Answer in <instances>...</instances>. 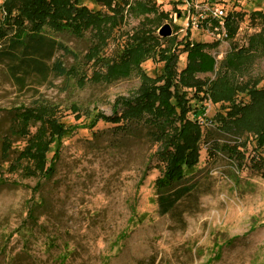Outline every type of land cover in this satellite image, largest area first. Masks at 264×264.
<instances>
[{"label":"rangeland","instance_id":"obj_1","mask_svg":"<svg viewBox=\"0 0 264 264\" xmlns=\"http://www.w3.org/2000/svg\"><path fill=\"white\" fill-rule=\"evenodd\" d=\"M5 1L0 0V6ZM130 3L138 5L137 9L140 4L150 6V20L166 14L149 28L159 37L164 25L172 27V37L178 43V71L187 65L182 41H220L214 26H200L207 11L223 8L226 15L239 14V31L233 41L239 49L247 48L252 36L261 33L264 38L263 21L252 17L256 12L264 13V0ZM80 4L107 13L96 0H81ZM6 16V11L1 10L2 22ZM143 21L142 15L128 14L115 32L117 37L105 38L106 43L92 30L74 36L45 26L43 31L48 37L77 56L74 59L57 51L47 62L52 67L60 60L70 71L67 77L50 73L43 78L25 71L18 60L25 57L22 51L15 55L16 60L0 55V264H264V180L249 163L258 151L254 137L244 148L240 137L235 139L221 130L230 125L220 117L221 108L228 103L204 99V119L211 123L203 124L200 163L191 178L177 184L193 186L194 190L165 215L160 213L155 187L161 175L154 156L157 146L147 135V124L133 122L131 135L121 133L111 123L100 121L93 125L98 115L113 116L117 106L118 116L123 115L125 106L120 101H134L140 96L145 75L155 79L162 74L164 63L156 58L143 63L141 70L134 69L130 76L112 78L111 68L119 63L128 35ZM171 43L164 42L163 48L171 47ZM231 43L223 40L206 51L221 63ZM6 47L7 42H1L0 52ZM246 57L244 71L236 81L247 83L249 89L255 85L256 89L264 88L263 49L253 50ZM197 76L209 80L208 88L216 80L215 73ZM189 91L193 101L195 91ZM238 95L237 105L250 103L246 93ZM26 109L41 116L42 123L31 118V123L25 125L22 118H14L17 110L24 113ZM189 117L193 119L192 114ZM47 120L76 130L51 147L49 161L59 150L56 173L51 179L23 177L17 163ZM248 137H241L242 144ZM215 138L233 148L239 140L235 149L245 154L244 162L229 154L210 153V143ZM26 164L22 161V165ZM41 202L45 203L44 212L38 214L35 226H28L30 208ZM132 205L136 207L134 214Z\"/></svg>","mask_w":264,"mask_h":264},{"label":"trees","instance_id":"obj_2","mask_svg":"<svg viewBox=\"0 0 264 264\" xmlns=\"http://www.w3.org/2000/svg\"><path fill=\"white\" fill-rule=\"evenodd\" d=\"M80 1L6 0L0 6V12L4 10L7 13L3 22L0 17V43L7 42V47L3 48L0 55L16 60L15 55L22 51L25 57L18 60L20 68H24L25 71H33L43 78L50 73L56 77H67L70 71L60 60H56L52 67H49L47 62L53 60L57 51H62L74 59H77V56L66 46L48 37L43 31L45 26L52 28L53 32H69L74 36H81L84 30H92L106 43L105 38L117 37L115 32L125 23L128 14H133L134 17L142 15L144 21L132 35H128V41L119 56V63L111 68L112 78L130 76L134 69L139 71L143 63L156 58L164 63L162 74L155 79L145 75L140 96L134 101H120L125 106L123 115L118 116L117 106L113 116L98 115L93 125L100 121L111 123L121 133L131 135L133 122L147 124V135L157 146L154 156L159 162L161 175L156 180L155 187L159 193L160 213L163 215L173 211L177 203L194 190L193 186L178 187L177 184H182L191 178L189 176L200 163L201 142L205 139L202 132L203 124L205 123L206 126L211 123L209 120L205 122L204 119L206 108L203 101L207 97L211 98L215 104L222 101L224 104H229L222 107L223 111L220 113V117H224V123L230 124L226 129L220 128L224 133L234 136L235 139L237 136L240 137L238 138L240 146L244 148H247L250 137H254L252 141L255 142V150L258 153L250 159L249 163L250 167L264 180V88L256 89L255 85L249 89L247 83L242 85L236 81V77L244 71L246 56L253 50L259 52L260 48L264 51V38H261V33L249 39L247 48L239 49L233 44L239 31V14H229L223 20L206 17L200 26L211 24L216 28L224 23L226 40L232 42L230 52L219 63L206 50L219 46L220 41L213 43H193L189 39L182 41V52L187 53V65L182 71H178L179 55H177L176 37L161 39L156 37L155 31L149 28L154 21L165 18L166 14L161 13L150 20L148 15L153 11L150 6L140 4L137 9L138 5L133 6L130 0H96L107 9V13L93 11L83 5L82 7ZM252 17L261 19L264 24L263 12H256ZM12 31L14 33L9 38V33ZM189 37L190 35L187 34V38ZM171 41V47L163 48L164 42ZM209 73L216 74V80L210 84V89L207 87L208 79L197 78L198 74ZM158 83L163 85L157 87ZM190 89L195 91L193 101L189 98ZM240 93H246V96L251 99L250 103L244 107L236 103ZM190 114L193 115V119L189 117ZM19 117L25 120V125L31 123V118L39 119L40 122L43 120L30 109H26L24 113L17 110L14 118ZM93 125L90 127L93 128L95 126ZM75 130L76 127L67 128L47 120L45 127H40L37 135L29 141L31 146L21 154L22 158L17 163L18 168L23 169V177L51 179L56 173L59 158V150H57L58 152L49 161L48 154L51 152V147L55 143L60 144ZM244 136H249V139L242 144L241 137ZM239 140L233 148L229 144H221L219 139H212L210 153L229 154L230 157L243 163L245 154L235 149L239 146ZM22 161H26L27 164L22 165ZM2 183L0 181V186L3 185ZM44 210L43 202L30 208L28 226L30 223L36 224L38 214L43 213ZM131 210L133 214L136 212L135 205H132Z\"/></svg>","mask_w":264,"mask_h":264},{"label":"built area","instance_id":"obj_3","mask_svg":"<svg viewBox=\"0 0 264 264\" xmlns=\"http://www.w3.org/2000/svg\"><path fill=\"white\" fill-rule=\"evenodd\" d=\"M203 15V14H202ZM226 13L223 8H216L210 11H207L206 17H212V18H218V19H225L226 18ZM194 27H199V24L193 23ZM216 33L218 34V38L220 41L226 40L227 39V33L224 28V23H221L219 27L215 28ZM221 32V33H220Z\"/></svg>","mask_w":264,"mask_h":264},{"label":"water","instance_id":"obj_4","mask_svg":"<svg viewBox=\"0 0 264 264\" xmlns=\"http://www.w3.org/2000/svg\"><path fill=\"white\" fill-rule=\"evenodd\" d=\"M173 36V29L169 24L164 25L160 30H159V37L163 39H168Z\"/></svg>","mask_w":264,"mask_h":264}]
</instances>
